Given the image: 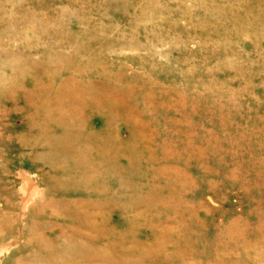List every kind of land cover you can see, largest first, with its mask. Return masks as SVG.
I'll return each instance as SVG.
<instances>
[{
  "label": "rangeland",
  "instance_id": "1",
  "mask_svg": "<svg viewBox=\"0 0 264 264\" xmlns=\"http://www.w3.org/2000/svg\"><path fill=\"white\" fill-rule=\"evenodd\" d=\"M45 211L91 264H264V0H0V264Z\"/></svg>",
  "mask_w": 264,
  "mask_h": 264
},
{
  "label": "bare ground",
  "instance_id": "2",
  "mask_svg": "<svg viewBox=\"0 0 264 264\" xmlns=\"http://www.w3.org/2000/svg\"><path fill=\"white\" fill-rule=\"evenodd\" d=\"M27 180V184L24 185V192L22 194V197H26V202L29 200L31 194H32V180H30L28 177H25ZM53 191V190H51ZM50 208L57 209L55 204H52L49 202L48 205ZM47 210V209H46ZM48 213V216L45 215L43 218H39L40 214L36 215V222L31 223L29 225H25L26 232H30L32 234H39L40 241L41 239L45 241V244L43 246L38 245V249L44 252H47L48 254L41 255L38 258V264H91L95 260V256H97V253L92 252L88 253L82 246L76 243V241L70 240L67 244L58 243V241H52L49 239V237H52L56 235L57 237H63L64 232L63 227L60 224L62 222L61 215H57L53 213V211L49 212H43ZM47 218L49 219H46ZM41 219H46L47 222H41ZM54 221L56 223H59L58 225L52 226V222ZM53 222V223H54ZM79 228V227H78ZM40 231V232H39ZM39 232V233H38ZM67 234V233H66ZM69 237V236H68ZM71 238V237H70ZM57 242V244H56ZM55 246V247H53ZM60 249H63L66 253L63 254ZM53 250H55L57 253H51ZM60 251V252H59ZM49 252L51 254H49ZM42 253V252H41ZM96 260L98 258L96 257Z\"/></svg>",
  "mask_w": 264,
  "mask_h": 264
}]
</instances>
